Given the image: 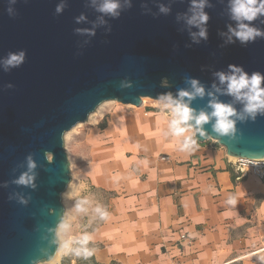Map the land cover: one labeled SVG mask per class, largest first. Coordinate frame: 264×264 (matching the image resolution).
Returning <instances> with one entry per match:
<instances>
[{"label":"water","instance_id":"95a60500","mask_svg":"<svg viewBox=\"0 0 264 264\" xmlns=\"http://www.w3.org/2000/svg\"><path fill=\"white\" fill-rule=\"evenodd\" d=\"M167 2V0H164ZM208 40L191 44L188 32L175 21V14L188 7L176 0L170 15L143 14L142 0L118 19L110 20L112 31L97 29L94 37L79 36L75 23L81 12L94 20L97 13L85 8L84 0H68V7L55 14L58 0H0V57L26 50L25 62L9 72L0 68V264L51 262L60 247L57 225L65 218L62 194L72 181L64 135L86 122L106 101L143 105L144 98L188 88L186 77L198 78L206 92L219 81L214 73L227 71L229 63L243 65L249 73H264V39L242 46L225 45L220 32L233 23L227 16V0H211ZM155 12L156 5L150 3ZM11 7L15 17H10ZM260 27L259 21H254ZM195 30V29H193ZM88 41V43H85ZM167 78L168 86H162ZM125 79L131 87H121ZM14 85L8 88V84ZM237 111L243 104L234 97L216 93ZM209 97L196 98L192 107L210 112ZM214 119L204 125L208 135L199 142L215 140L234 158H264V116L237 122L236 139L217 137ZM37 161L35 188L13 183L27 170L26 157ZM51 157V161L47 160ZM6 185V186H5ZM20 194L27 203L19 202Z\"/></svg>","mask_w":264,"mask_h":264},{"label":"crops","instance_id":"0c3cea01","mask_svg":"<svg viewBox=\"0 0 264 264\" xmlns=\"http://www.w3.org/2000/svg\"><path fill=\"white\" fill-rule=\"evenodd\" d=\"M165 127L146 104L97 119L90 153L74 166V193L91 201L78 225L93 235L95 261L67 252L56 264H234L264 253V180L237 179L215 140L180 152ZM230 194L235 205L225 203Z\"/></svg>","mask_w":264,"mask_h":264},{"label":"clouds","instance_id":"9594fccd","mask_svg":"<svg viewBox=\"0 0 264 264\" xmlns=\"http://www.w3.org/2000/svg\"><path fill=\"white\" fill-rule=\"evenodd\" d=\"M17 0H9L10 4H15ZM27 2V0H25ZM176 0H142L141 9L143 14H151L153 17L159 15H170L172 5ZM156 5L154 12L149 4ZM85 8L94 10L97 15L94 20L89 21L88 15L81 12L74 17L77 25L86 24L90 27H75L73 32L79 36L94 37L97 29L101 26L105 27V31L110 33L112 25L110 20L118 19L121 14L133 7V0H84ZM68 7V0H58L55 7V14L60 15ZM213 8L211 0H188V7L183 12L175 14L176 23L183 22V27L178 31H187L191 40V44L185 45L191 47L192 44L199 45L202 41H207L209 36L208 22L210 14L206 9ZM227 16L233 23L227 25L226 32H220V36L224 38V44H234L237 41L242 46L255 42L258 38L264 39V28L260 27L254 21H259L260 25H264V0H227ZM10 17H15V13L11 7L7 9ZM195 29V30H193ZM88 43V41H85ZM26 59V50L10 51L6 57H0V68L5 72H9L14 68L20 67ZM219 81V85H224L222 89L217 84H213L214 92L209 90L206 92L198 78L186 77L185 82L190 84V89H177L175 96L171 92L160 94L156 97L154 107L158 108L164 114L166 127L162 130L164 138H174L180 152L191 153L197 148V138L205 137L207 134L204 125L214 119L211 124L212 132L217 137H227L236 139L238 128L237 122H246L248 120L255 121L258 116H264V73L253 71L249 73L243 65L229 63L227 71L219 70L214 73ZM162 86H168L169 81L165 77L161 81ZM132 81L125 79L121 82V87H131ZM8 88L14 87L11 83ZM216 93H223L234 97L235 100L243 104L241 111L231 103L221 102ZM207 95L210 99L208 107L211 111L203 109L198 112L192 107V101L196 98H203ZM50 162L51 157H47ZM27 170L19 177L13 180V183L26 187L35 188L34 183L37 175V161L32 154L26 157ZM6 186V185H5ZM17 196L20 203L26 204L27 199L20 194H12L9 199ZM78 195V194H77ZM227 205H235V195H229L225 200ZM91 201L85 197L77 199L75 202L76 213H87L88 205ZM99 220L104 221L109 217L107 209L100 205L92 209ZM64 235V239L60 241L66 252L74 253L77 256H91L93 249L88 247L93 241V235L87 231L81 232L79 235L70 234V224L67 218L62 219L57 225V235ZM75 245V247H74Z\"/></svg>","mask_w":264,"mask_h":264},{"label":"rangeland","instance_id":"374dc122","mask_svg":"<svg viewBox=\"0 0 264 264\" xmlns=\"http://www.w3.org/2000/svg\"><path fill=\"white\" fill-rule=\"evenodd\" d=\"M155 103L156 100L147 98L144 104L154 106ZM123 106L125 105L118 101H106L102 104V106H100V108L97 109L98 111L96 110L95 112L90 114L86 122L77 124L70 131L66 132L64 135V148L67 153L68 160L70 162L72 181L68 186V189L62 194V201L66 209L65 218H67L70 224L71 235H78L80 233V226L78 225V223L79 220L83 217L81 213H76L75 210H72L73 204L76 202L77 199L81 198V196L78 197V195L74 193L75 163L78 160H82L83 158H86V156L89 155L90 135L94 131V128L97 124V119H99L104 114H106V117H110L113 112H115L118 108H121ZM133 107H137V106H131L128 108H133ZM71 217L75 219H71ZM64 238L65 237L63 234L59 236L60 241L63 240ZM66 253H67L66 250L62 246H60L58 250L57 258H55L51 262L39 263V264H56ZM71 254L72 253L69 252L68 258H71ZM234 264H264V253L260 254V256L258 257H251L248 259H244Z\"/></svg>","mask_w":264,"mask_h":264},{"label":"built area","instance_id":"2783aa9c","mask_svg":"<svg viewBox=\"0 0 264 264\" xmlns=\"http://www.w3.org/2000/svg\"><path fill=\"white\" fill-rule=\"evenodd\" d=\"M144 103L145 101L143 99V104ZM231 162L237 173V179H242L245 174L251 173L264 180V158L248 159L231 157ZM186 238V235H182V239Z\"/></svg>","mask_w":264,"mask_h":264},{"label":"bare ground","instance_id":"6f19581e","mask_svg":"<svg viewBox=\"0 0 264 264\" xmlns=\"http://www.w3.org/2000/svg\"><path fill=\"white\" fill-rule=\"evenodd\" d=\"M146 100H147V98H144V101H146ZM124 105L127 106V107L134 106V105H132V104H124ZM100 106H102V105H100ZM100 106H99L98 108H100ZM97 111H98V110H97ZM57 254H58V253H57ZM57 254H56L55 258L58 257ZM250 255H251V254H247V255H245V256H243V257H241V258H242V259H243V258H248ZM55 258H54V259H55ZM241 258H240V259H241ZM54 259H53V260H54ZM53 260H52V261H53Z\"/></svg>","mask_w":264,"mask_h":264},{"label":"trees","instance_id":"16d2710c","mask_svg":"<svg viewBox=\"0 0 264 264\" xmlns=\"http://www.w3.org/2000/svg\"><path fill=\"white\" fill-rule=\"evenodd\" d=\"M89 258L91 259V261H93V262L95 261L93 257L89 256Z\"/></svg>","mask_w":264,"mask_h":264}]
</instances>
